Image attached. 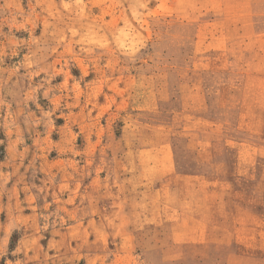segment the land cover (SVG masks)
I'll list each match as a JSON object with an SVG mask.
<instances>
[{
	"label": "rangeland",
	"instance_id": "374dc122",
	"mask_svg": "<svg viewBox=\"0 0 264 264\" xmlns=\"http://www.w3.org/2000/svg\"><path fill=\"white\" fill-rule=\"evenodd\" d=\"M0 264H264V0H0Z\"/></svg>",
	"mask_w": 264,
	"mask_h": 264
}]
</instances>
